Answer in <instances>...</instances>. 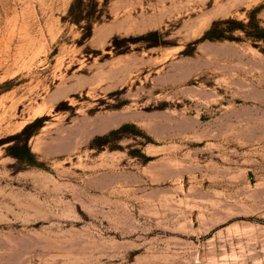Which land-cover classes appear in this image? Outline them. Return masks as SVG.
Instances as JSON below:
<instances>
[{
  "label": "rangeland",
  "instance_id": "rangeland-1",
  "mask_svg": "<svg viewBox=\"0 0 264 264\" xmlns=\"http://www.w3.org/2000/svg\"><path fill=\"white\" fill-rule=\"evenodd\" d=\"M73 2L0 0V264H264V0Z\"/></svg>",
  "mask_w": 264,
  "mask_h": 264
},
{
  "label": "trees",
  "instance_id": "trees-1",
  "mask_svg": "<svg viewBox=\"0 0 264 264\" xmlns=\"http://www.w3.org/2000/svg\"><path fill=\"white\" fill-rule=\"evenodd\" d=\"M81 2H83V0H74L73 4L71 5V9H70V14H71V16L74 15V13H75V11L77 10L78 6L81 5ZM80 18H81V17H76L75 20H76L77 22H80V21H81ZM255 27H256V29L258 30V33H259L260 35H263V34H264V29L261 28L258 24H256ZM213 33H214V28L212 27V29L210 30V34L212 35V37H214V36H213ZM38 120H40V119H37V121H38ZM34 123H35V122H34ZM32 125H33V124H28L27 126H25V128L23 129V132L27 131L28 128H29L30 126H32ZM124 127H126V126H123L122 128H124ZM122 128L117 129V130H113V131L110 132V134L118 133Z\"/></svg>",
  "mask_w": 264,
  "mask_h": 264
}]
</instances>
